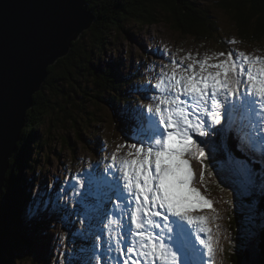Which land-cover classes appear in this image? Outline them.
Segmentation results:
<instances>
[{
  "label": "rangeland",
  "instance_id": "1",
  "mask_svg": "<svg viewBox=\"0 0 264 264\" xmlns=\"http://www.w3.org/2000/svg\"><path fill=\"white\" fill-rule=\"evenodd\" d=\"M200 1L207 3L209 5L208 9L214 8L210 5L213 0ZM217 1L220 0H214V3L216 4ZM210 14L212 18H217L214 19V21L217 25L219 23V28L221 27V30L218 31L214 39L208 38V34L202 31L194 36V38L185 36L176 31L171 23H166L164 21H161L157 25L125 22L122 24L121 30L119 29L120 34L118 32V34L115 35L113 33L115 30H110L109 36L111 38L107 35V44L105 45L104 51L102 48H96L95 45L97 43H87L88 49L90 50V55L88 56L89 61L103 63L101 66L108 71V81L103 84L105 86L110 85L117 88L115 91L106 92V90H104V92H101L100 95H104V100L96 106L91 105L88 99H86L91 106L88 107V105L81 103V105L86 108L88 107L86 110L80 107L78 110L70 109L60 111V109H56L58 114L63 113V115L60 118H50L46 116L47 114L44 110V106L40 102H37L34 97V108L27 110L25 122L27 125L28 119L37 121V124L34 129H31L32 127L30 128L29 126L26 127V125L22 127L21 132L25 134L23 137H20L17 143V150L11 154L12 160H10V162L8 161L10 164L9 169L11 167H17L20 174L19 183L10 181L7 177L8 171L5 170V180H3L4 184L0 191V219L5 221L3 228L8 231L5 214L12 213V211H10L12 207H9V203L6 202L5 194L7 191H12L16 188L18 197L20 196V200L18 201L26 207L27 213L21 214V218L18 214L19 212L14 213V229L11 230L9 235L13 237H25L24 235L26 233H30L31 236L30 238H23L26 239L27 242H23L22 239L20 241L21 244L18 246L12 242L11 238L8 241L0 239V264H9V262L11 264H88L89 261L91 264H97L95 256L100 255L102 251L104 255L102 254L100 264L104 263V257H107V243L110 237L111 239L115 237L117 227L115 226L112 234L106 233L105 237H102L105 244L98 247V251H96L95 255H89L87 253L85 255L86 262L82 263L80 258L82 245L78 243L73 247H69L68 243L70 233L72 232L69 230V225L66 221L75 217L70 204L72 205L74 203L76 194L65 185V180H70L69 174L72 177L73 173L69 168H66L67 171L63 173V176L60 166L75 169L76 165L79 163L78 158L83 159L84 166L88 170L87 173L94 176L103 172L107 164L109 165L111 163V156L115 150H108L109 147H112L110 145L118 146L126 143H136L137 141H135V138L133 139L134 136L132 135L134 122H136V119L133 118L134 111L137 109V106H142L144 108V114L146 115V105L152 102L150 97L153 95L152 89H154V84L159 78L160 65H163L165 71H170V68H165V66L170 65L173 56L179 61L181 57L191 53L193 56L200 59L203 58L205 54L211 56L214 53H218L220 50L227 54L231 48H234L232 49L234 53L237 51L236 49H238L239 51H245L248 55L264 57V53L257 55L256 52H249V50L264 51V48L261 46L262 44L260 45L259 42L258 44H254L251 43L250 40L242 42L238 39L236 35L237 32L235 34L229 32L232 28H236V22L225 23L222 17L218 19V11L216 10L211 11ZM205 35L207 37H205ZM222 39L224 40L223 44L220 42ZM95 41L98 42L97 39H95ZM100 41H102V39H100ZM111 41H113L114 44H111ZM232 41L235 42L233 43ZM262 42H264V40H262ZM103 52H105L104 55ZM92 53H94L95 56H93ZM164 57L165 59L161 61ZM188 62L190 61H185V64ZM63 65H65V63ZM87 68L86 66L77 71L80 73ZM113 69L117 70L113 73ZM135 71H137V74L133 75ZM102 75L103 74H99L98 77L101 78ZM85 77L89 78L92 77V75H81L79 82L82 83ZM138 77L142 78L143 81L141 80L140 83L144 84L136 82ZM45 83L42 89L37 91V94L43 91ZM83 86H90L86 79L83 80ZM87 92L89 95L93 94L91 90H87ZM45 97L50 98L48 92ZM109 99H111L110 104ZM56 104L72 107L75 105V101L69 97L58 95L54 97L52 102V105L55 106ZM109 105H112V108L109 107ZM122 106H126V109ZM41 122H43L44 125ZM256 124L259 127L258 119L256 120ZM48 128H51L52 131H49ZM75 134L80 135V138H76ZM256 135L260 136L264 135V133H261L259 129H257ZM219 136L220 134L216 133L210 139L203 141L202 146L205 148L206 158L204 159L203 165L200 160H197L196 164L199 168L194 171L193 186L198 188L201 194L213 202L212 207L216 209L220 216V219L216 221V223L220 225L221 238L219 245L220 248L223 246L224 249L221 255L220 251L216 254L215 264H230L228 261V254H225L228 238H230V235L228 237V227L226 224L227 219H230L229 207L231 203L232 210L234 211L233 205L236 206L235 202L237 201L238 204L240 203L241 200L237 198V194L240 193L242 195L244 191L241 186H246V183L241 184L235 182L234 180L237 178L235 169L224 164L223 139ZM218 148L221 149L222 152H219L217 150ZM127 150V145H125V147L118 152L117 156H125ZM24 151L28 153V158L25 157ZM76 154L78 158L75 157ZM86 154H88V157ZM81 156H84V158H81ZM88 158L93 161L89 167L86 164ZM259 161L261 165L255 163ZM248 162L249 168L254 175V180L256 179L260 181L261 184H264V153L256 154L252 152L248 158ZM215 166L225 173L229 171L234 175L232 177L225 175V177L222 178L218 187L224 190L220 192V195H216L215 191L211 188L212 183L216 186V182L213 180V168ZM202 167L208 172H211V175H207L208 172L205 173V182L203 184H201L199 180ZM81 168L83 167H80L79 170ZM82 172L84 171H81V173ZM112 172L119 175L117 168H113ZM29 175L31 176L29 177ZM35 180L38 186L32 183L35 182ZM71 181H73V178ZM74 181L78 183L79 180L74 178ZM121 182L122 181H120V183ZM26 187L31 189L29 192L30 195ZM36 193H40L37 199ZM116 198V196L114 199L112 197L111 201L107 202L102 208H97L95 206L96 202H94L93 205L95 206V210H97L96 214L85 218L90 228L85 235V239L89 243L87 244L89 249L94 243H97L95 241V235H99V225L107 222V216L113 219H120L122 223L129 221L127 216L120 215L119 210L115 208L117 202ZM25 201L29 202L25 203ZM38 201H46L48 204L47 208H42L41 210V214H43L45 218L44 221L42 220L43 222L40 220L37 221L38 216L33 211ZM62 206L63 208L67 207L65 212L62 211ZM243 207L245 213L247 211L246 215L252 214L251 208L254 207L249 208L246 204ZM202 208L203 209L200 211L203 213L204 210L206 214L211 211V208L207 206H203ZM21 209V206H17L18 211ZM197 215H201V213ZM259 219L262 223L264 214H262V219L260 216ZM92 227H94L92 230L93 236L91 235ZM210 227L215 229V224L210 223ZM258 227L264 228V225L258 223ZM112 228L113 225L110 229L102 228L101 230L103 232L110 231ZM1 232L2 231H0V234ZM262 233H264V231H262ZM254 236L255 241L262 238L257 231ZM90 237L93 240H90ZM197 248L200 249L202 253L203 264H208L209 258L207 257L206 251L198 243ZM113 250H115L114 247L112 248V251ZM259 253L260 256L257 264L264 263V252L261 251ZM240 254L241 257L239 254L238 256L239 259L241 258L240 261H242V257H244L242 255L243 251ZM12 256H14L13 260L11 259ZM121 258L123 259V257Z\"/></svg>",
  "mask_w": 264,
  "mask_h": 264
},
{
  "label": "snow or ice",
  "instance_id": "2",
  "mask_svg": "<svg viewBox=\"0 0 264 264\" xmlns=\"http://www.w3.org/2000/svg\"><path fill=\"white\" fill-rule=\"evenodd\" d=\"M165 68L170 71L161 70L146 115L142 106L134 111L137 142L128 144L126 155L119 158L125 146H117L111 163L90 178L80 203L88 207L85 201L92 197L102 208L117 197L115 208L129 218L127 231L120 219L111 217L103 229L117 227L114 243L110 237L107 247L123 257L118 264H203L197 242L208 264H215L222 250L216 223L220 216L213 202L193 186L191 161L203 165L206 158L203 141L194 136L222 134L224 164L235 169L241 184L252 179L248 152L255 148L264 153V135H256L257 119L264 133V57L229 51L198 59L189 53L179 61L173 56ZM117 165L119 175L112 172ZM199 180L205 182L204 167ZM78 183L85 187L84 181ZM47 206L38 201L33 211L39 214ZM197 206L211 211L194 215ZM95 241L97 248L105 244L100 235ZM101 258L102 253L95 256L97 264Z\"/></svg>",
  "mask_w": 264,
  "mask_h": 264
},
{
  "label": "trees",
  "instance_id": "3",
  "mask_svg": "<svg viewBox=\"0 0 264 264\" xmlns=\"http://www.w3.org/2000/svg\"><path fill=\"white\" fill-rule=\"evenodd\" d=\"M89 3L90 10L96 16L95 23L93 26L85 31L81 38L74 42L73 48L68 56L61 58L57 64L51 66L50 70V78L47 79L43 91L40 93H36L35 100L40 102L44 106V110L46 112V116L50 118H60L63 113H57L56 109L61 110H70L76 109L80 107L83 110H86L90 104L96 106L101 101L104 100V95H100L101 92L115 91L117 88L112 87L110 85H104L103 83L107 82L108 71L101 66L103 63H95L93 61H89L88 56L90 55V50L88 49V44H95L97 49H101L104 51L105 45L107 44V35H110V30L113 31L115 35L118 34L119 29L121 30L122 24L125 22L129 23H139V24H149V25H157L161 21L166 23H171L172 27L175 28L176 31L184 34L185 36H189L194 38V36L198 35L199 32L207 33L208 38H215L219 30L218 25L212 18L210 14L211 11H218V19L222 17L225 23L236 22V28H232L229 32L231 34H235L238 36V39L242 42L251 41V43L259 44L264 48V0H220L217 3H214V0L211 1L210 5L214 8L208 9V4L200 1V0H87ZM220 14V15H219ZM169 26V25H168ZM230 26V25H228ZM120 34V32H119ZM102 35V37H101ZM110 37V36H109ZM205 37H207L205 35ZM111 38V37H110ZM95 39L98 40L95 41ZM102 39V41H100ZM100 41V42H99ZM214 41V40H213ZM223 44L224 40H220ZM114 44L111 41V44ZM84 46V47H83ZM105 52H103L104 55ZM95 56L94 53H92ZM65 63V65H63ZM88 67L84 69L82 72H78L77 70H81L84 67ZM117 69H113L114 71ZM92 75V77L83 78L87 80L90 86H83L82 83L79 82V78L81 75ZM99 74H103L101 78L98 77ZM103 84V85H102ZM87 90L93 91L92 95H89ZM49 93L50 98H46L45 95ZM62 95L64 97H69L74 99L75 105L63 106L61 104L52 105L54 97ZM86 95V97H85ZM88 99V101L86 100ZM111 99H109V104ZM81 103L88 105H81ZM60 107V108H59ZM91 107V106H90ZM112 108V105H109ZM117 107V106H114ZM43 124V122H41ZM37 121L28 120L27 126L31 129H34ZM44 125V124H43ZM46 126V124H45ZM49 131H52L51 128H48ZM25 133H22V137ZM81 134V132H80ZM76 138H80V135H76ZM35 137V136H34ZM221 137V135L219 136ZM23 150V149H22ZM219 152H222L221 149H217ZM25 152V157L28 158V153ZM12 160V159H11ZM209 162V161H208ZM259 165V162H255ZM256 168V167H255ZM256 170V169H255ZM206 172H208L205 169ZM31 175H29L30 177ZM222 176L225 177V174L222 173ZM219 175V178H223ZM8 179L12 182L19 183L20 174L18 172L17 167H11L8 171ZM33 184H37L32 182ZM218 187V185H217ZM262 193H264V189L259 188ZM258 187H256L255 192L244 191L242 195L237 194V198L240 199V203L237 201L235 205L230 203L229 207V217L228 224L231 228L228 229V237L230 238L225 254H228V261L230 264H242L240 261L238 254L241 257V252L243 251V256H245L246 251L244 248L249 240V236L255 237L254 235L259 233L262 238H259L262 244L264 245V228L258 227V223H264L262 219V214H264V202L259 205L251 208V215H246L244 207L245 204L242 203L243 200L248 199L247 206L253 205L254 203V194L259 191ZM26 190L29 194L31 189L26 187ZM220 191V190H219ZM9 193V194H7ZM5 194L6 202L9 203V207H12L10 211L11 214L6 213V227H4V220L0 219V239L4 241H8L10 238L16 246H18L20 241L25 238L31 236L30 233H26L25 237H13L9 235L11 230L14 229V213L19 212V216L21 218V214H26L27 210L18 200V192L16 188L14 190L7 191ZM30 195V194H29ZM37 199V195H36ZM31 201V200H29ZM25 201V203L29 202ZM74 211L75 216L81 213V207L79 200H74ZM17 206H21V210H17ZM240 207V208H239ZM255 209V210H254ZM38 219L43 222L44 216L41 214H37ZM260 218L262 219V223L260 222ZM254 217V218H253ZM232 218V219H231ZM21 220V219H20ZM19 220V221H20ZM43 220V221H42ZM69 225V230L72 232L70 236L73 235V226L72 222H67ZM33 233V232H32ZM29 235V236H27ZM23 242H27L26 239H23ZM22 242V243H23ZM262 245V246H263ZM264 249V247H263ZM264 251V250H263ZM22 253V252H20ZM19 253V254H20ZM34 253V251H33ZM13 257L11 259L13 260ZM243 258V257H242ZM9 264H11L9 262ZM264 264V263H260Z\"/></svg>",
  "mask_w": 264,
  "mask_h": 264
},
{
  "label": "water",
  "instance_id": "4",
  "mask_svg": "<svg viewBox=\"0 0 264 264\" xmlns=\"http://www.w3.org/2000/svg\"><path fill=\"white\" fill-rule=\"evenodd\" d=\"M84 1L0 0V191L46 66L66 55L70 40L95 20Z\"/></svg>",
  "mask_w": 264,
  "mask_h": 264
},
{
  "label": "bare ground",
  "instance_id": "5",
  "mask_svg": "<svg viewBox=\"0 0 264 264\" xmlns=\"http://www.w3.org/2000/svg\"><path fill=\"white\" fill-rule=\"evenodd\" d=\"M86 4H88V6H87V8H86V11H90V13H92V15H93V17L95 18V20H96V16L94 15V13L90 10V8H89V3H88V1L87 0H85L84 1ZM86 4H83V6H85ZM95 20H94V22H92L91 23V25L87 28V29H84V30H82L81 31V33H79V36H78V39L77 40H70V42H69V44L71 45V47H70V50H69V52L66 54V55H64V56H61V57H58L57 58V60L55 61V63H53V64H48L47 66H46V68H45V71L48 73L47 75H46V77H45V79H44V81L42 82V87H43V84L45 83V81L49 78V76H50V70H49V68L51 67V66H53V65H55V64H57V62H59V60H61V58H64V57H66V56H68L69 54H70V52H71V49H72V46H73V42H76V41H78L80 38H81V36H82V34L85 32V31H87V30H89L92 26H93V24L95 23ZM136 75L137 74V71H135L134 73H133V75ZM138 78H140V77H138ZM137 78V79H138ZM89 79V78H88ZM137 79H136V82H137ZM141 80H142V78H141ZM143 81V80H142ZM140 84H144V83H140ZM42 87H41V89H42ZM40 89V90H41ZM37 91H39V90H37ZM37 91H35L34 93H32V95H31V101H32V105H31V107L30 108H27V110L28 109H33L34 108V105H35V102H34V100H33V97H35L36 96V93H37ZM127 99V98H126ZM118 107V106H117ZM123 107V106H122ZM124 109H126V106L125 107H123ZM123 109V110H124ZM258 109V108H257ZM24 125H26V122H24ZM257 129H259V127L257 126ZM22 132H20V137H22ZM252 152H254V153H259L258 152V150H256V149H254L253 148V151ZM118 154V153H117ZM118 165H117V169H118ZM80 171H84V169L83 168H81L80 169ZM205 173H206V171H205ZM8 175V174H7ZM120 187L122 188V182L120 183ZM22 194V193H21ZM20 197V196H19ZM115 198V196H113V199ZM117 199V198H116ZM115 199V200H116ZM203 208L202 207H200V206H197L194 210H193V213L194 212H197V211H200V210H202ZM227 222H228V219H227ZM67 235V234H66ZM250 237V236H249ZM259 245L255 242V243H253V245H252V247L249 249V252H247L246 251V253H245V256L247 255V253H248V256H247V258H245V256L243 257V259H242V264H256L257 262H258V260H259V256H260V253H259Z\"/></svg>",
  "mask_w": 264,
  "mask_h": 264
}]
</instances>
